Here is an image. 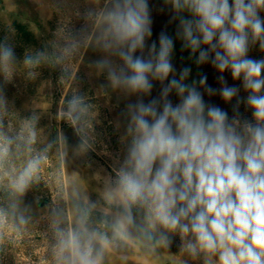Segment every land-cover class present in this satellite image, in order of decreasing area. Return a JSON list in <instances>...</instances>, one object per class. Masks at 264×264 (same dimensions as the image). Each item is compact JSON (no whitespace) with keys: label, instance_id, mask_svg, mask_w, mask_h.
<instances>
[{"label":"clouds","instance_id":"9594fccd","mask_svg":"<svg viewBox=\"0 0 264 264\" xmlns=\"http://www.w3.org/2000/svg\"><path fill=\"white\" fill-rule=\"evenodd\" d=\"M164 3L175 39L165 31L152 39L149 0H54L61 19L42 48L18 58L12 33L0 39V227L11 222L19 230L31 222L25 198L40 183L42 164L55 150L64 166L69 153L62 128L38 148L35 115L17 129L8 123L14 104L6 87L18 68L27 81L43 68L59 71L71 91L56 119L72 129L81 155L94 150L98 115L80 89L88 52L98 58L87 67L105 80L97 95L135 97L122 112V150L103 201L74 187L48 205L51 264H106L109 252L129 240L158 258L177 236L180 253L196 264H264V58L249 56L256 46L264 53V0ZM73 17L82 21L79 28ZM177 40L198 68L210 64L220 73L218 88L206 75L190 79L191 67L176 69ZM226 71L242 81L246 97L228 85ZM205 95L235 100L233 115ZM242 103L251 119L241 115Z\"/></svg>","mask_w":264,"mask_h":264},{"label":"rangeland","instance_id":"374dc122","mask_svg":"<svg viewBox=\"0 0 264 264\" xmlns=\"http://www.w3.org/2000/svg\"><path fill=\"white\" fill-rule=\"evenodd\" d=\"M4 2L0 0V39L9 32L12 33L18 58L23 57L26 49L42 48L53 39V33L61 19L52 6L54 0H4ZM149 6L153 19L152 39H157L161 31L167 32L175 39L176 23L171 21L172 13L164 0H149ZM261 16L264 17V13H261ZM81 23L82 21L73 17L72 24L76 28H79ZM18 25L22 28L19 29ZM249 56L260 59L264 58V53L256 46L250 50ZM97 58L98 54L89 51L78 74L81 91L88 95L90 102L95 104L98 110L94 122L96 144L94 150H90L87 155L74 151L78 140L72 129L56 119L62 99L71 91L68 85L59 81V71L43 68L37 79L27 81L23 69L18 68L14 82L6 87V96L14 104L7 117L12 128H19L26 118L35 115L38 118L37 147L42 148L50 139H54L57 130L62 128L69 144V153L64 166L57 158L55 150L42 164L40 183L25 198V203L32 208L31 222L19 230L11 222L0 227V264H51L48 205L56 200L62 190L70 193L74 187L78 188L74 167L81 171L88 195L94 200L103 201L106 181L122 150L120 142L124 123L122 112L127 103L135 101V97L125 99L118 93H110L107 96L97 95L100 85L105 83L104 77L97 76L87 67L88 62ZM173 63L178 71L184 67H191L190 79L198 78L201 74L206 75L210 86L219 87L217 77L220 73L210 64L198 68L194 61L189 59V52L181 49L178 40L175 42ZM223 75L229 86L240 88V96L246 97L247 93L242 88V81H234L227 71ZM159 88L160 85L157 83L153 96L158 94ZM172 99L176 101L174 96ZM205 100L227 111L230 117L233 115L235 100L226 104L219 95L212 97L205 95ZM239 111L244 118L251 119V111L246 109L243 103ZM22 163V160H18L14 166L19 167ZM131 241L134 240L127 241L125 248L109 252L106 264H142L133 262L128 257L126 260L120 258L122 255L138 256V253L143 257L137 248L132 247ZM145 258L151 259L146 255ZM158 259L163 264H185V261L188 264H196L185 254L180 253L178 236L173 238L168 252L161 250Z\"/></svg>","mask_w":264,"mask_h":264},{"label":"trees","instance_id":"16d2710c","mask_svg":"<svg viewBox=\"0 0 264 264\" xmlns=\"http://www.w3.org/2000/svg\"><path fill=\"white\" fill-rule=\"evenodd\" d=\"M18 28L21 29L22 27L18 25ZM74 171L77 174L78 189L87 193V190L84 187V182L82 179L81 171L76 167H74ZM131 245H132V247L137 248V251L141 252V254L143 256V257H141L139 253H138V256L127 255L128 258H131L133 260V262L142 263V264H163L158 258L151 257L150 260L145 258V254H144L142 248L140 247V245L136 241H131Z\"/></svg>","mask_w":264,"mask_h":264},{"label":"crops","instance_id":"0c3cea01","mask_svg":"<svg viewBox=\"0 0 264 264\" xmlns=\"http://www.w3.org/2000/svg\"><path fill=\"white\" fill-rule=\"evenodd\" d=\"M3 2H4V0H3ZM4 4H5V2H4Z\"/></svg>","mask_w":264,"mask_h":264}]
</instances>
